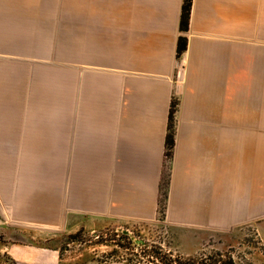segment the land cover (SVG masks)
I'll use <instances>...</instances> for the list:
<instances>
[{
  "label": "crops",
  "instance_id": "1",
  "mask_svg": "<svg viewBox=\"0 0 264 264\" xmlns=\"http://www.w3.org/2000/svg\"><path fill=\"white\" fill-rule=\"evenodd\" d=\"M64 3L0 0V42H54L71 59L23 87L0 66V188L15 216L97 230L154 221L165 196L168 223L194 242L256 228L264 0H192L187 32L184 0Z\"/></svg>",
  "mask_w": 264,
  "mask_h": 264
},
{
  "label": "rangeland",
  "instance_id": "2",
  "mask_svg": "<svg viewBox=\"0 0 264 264\" xmlns=\"http://www.w3.org/2000/svg\"><path fill=\"white\" fill-rule=\"evenodd\" d=\"M63 1L68 7L66 14H70L71 0ZM6 37L1 34L0 66L17 67L20 87L31 77L32 81H55L57 65L71 64L70 58L57 57V43H24L7 41ZM60 52L66 53V49ZM173 104L175 114L178 103ZM164 211L161 204L158 217L151 222L68 232L56 224L18 218L0 188V264H127L125 252L111 242L116 239L124 243L127 237L139 245H158L187 258L205 255L209 263L218 260L220 264H264V219H258L256 228H240L231 234L194 242L192 235L175 232ZM116 250L118 254L114 253ZM17 251L24 255L18 256ZM46 255L49 258H44ZM18 257L23 261H18Z\"/></svg>",
  "mask_w": 264,
  "mask_h": 264
},
{
  "label": "trees",
  "instance_id": "3",
  "mask_svg": "<svg viewBox=\"0 0 264 264\" xmlns=\"http://www.w3.org/2000/svg\"><path fill=\"white\" fill-rule=\"evenodd\" d=\"M192 0H184L182 8L180 29L182 32H187L189 29L190 17H191ZM186 50V40L181 38L179 41L178 54H181ZM175 104L172 105L170 113V127L169 134L166 141L167 156H171L172 149L174 147V132H173V114ZM166 185H164V188ZM163 204L164 208L166 205L165 196L160 201V205ZM112 244L116 249L125 252V261L127 264H220V261L214 260L210 262L206 259L205 255L198 257H183L178 253L172 251H166L164 248L158 245H148L143 243L139 245L128 237L124 243L114 239ZM118 254V251H114Z\"/></svg>",
  "mask_w": 264,
  "mask_h": 264
},
{
  "label": "built area",
  "instance_id": "4",
  "mask_svg": "<svg viewBox=\"0 0 264 264\" xmlns=\"http://www.w3.org/2000/svg\"><path fill=\"white\" fill-rule=\"evenodd\" d=\"M185 62L180 59V61H178L177 63V68H176V80L177 82H182L184 79V75H185Z\"/></svg>",
  "mask_w": 264,
  "mask_h": 264
}]
</instances>
